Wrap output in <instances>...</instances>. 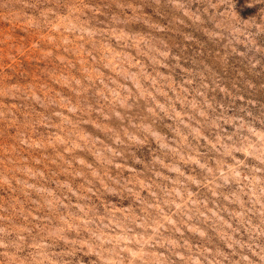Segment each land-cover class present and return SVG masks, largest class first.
<instances>
[{
  "label": "rangeland",
  "instance_id": "1",
  "mask_svg": "<svg viewBox=\"0 0 264 264\" xmlns=\"http://www.w3.org/2000/svg\"><path fill=\"white\" fill-rule=\"evenodd\" d=\"M0 264H264V0H0Z\"/></svg>",
  "mask_w": 264,
  "mask_h": 264
}]
</instances>
